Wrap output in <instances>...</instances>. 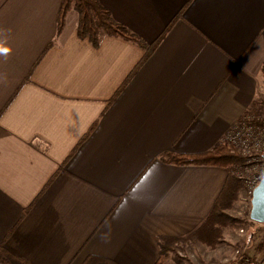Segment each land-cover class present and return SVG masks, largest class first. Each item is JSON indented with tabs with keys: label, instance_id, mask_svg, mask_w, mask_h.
Instances as JSON below:
<instances>
[{
	"label": "crops",
	"instance_id": "1",
	"mask_svg": "<svg viewBox=\"0 0 264 264\" xmlns=\"http://www.w3.org/2000/svg\"><path fill=\"white\" fill-rule=\"evenodd\" d=\"M154 43L78 36L61 0H0V243L24 264H156L228 169L162 161L222 141L264 82V0H100ZM264 255V246L262 249Z\"/></svg>",
	"mask_w": 264,
	"mask_h": 264
},
{
	"label": "trees",
	"instance_id": "2",
	"mask_svg": "<svg viewBox=\"0 0 264 264\" xmlns=\"http://www.w3.org/2000/svg\"><path fill=\"white\" fill-rule=\"evenodd\" d=\"M71 8H75L79 14L77 33L80 38H88L92 45L98 46L101 39L106 36L122 37L135 42L145 49L143 60L153 52L165 33L175 22L174 18L160 37L154 43L148 45L141 36L116 21L110 10L100 0H61L57 18L58 33L63 29L67 13ZM261 72L264 77V64L261 67ZM262 109H264V97L255 99L254 103L245 111V114L254 113L257 116ZM253 122L260 125L264 124L263 121H259L256 117L253 118ZM161 159L166 163L176 165L196 164L225 167L228 169V176L211 210L191 230L177 236L160 237V255L156 264H165L170 253L181 243L199 241L211 248L217 246L223 236V227L233 220L226 211L233 207L243 186L241 177L235 172L234 166L242 162L244 157L240 153L232 151L223 141L216 143L211 149L203 152L176 153L166 151ZM248 224V226H253L258 224V222L251 219ZM1 259H7L12 264H23L19 257L0 243ZM81 264L119 263L105 257L89 255Z\"/></svg>",
	"mask_w": 264,
	"mask_h": 264
},
{
	"label": "rangeland",
	"instance_id": "3",
	"mask_svg": "<svg viewBox=\"0 0 264 264\" xmlns=\"http://www.w3.org/2000/svg\"><path fill=\"white\" fill-rule=\"evenodd\" d=\"M261 97H264V82L260 86L256 99ZM244 114L245 112L242 116ZM250 114L254 115L253 118L256 117L264 123V109L260 110L258 117L254 113ZM249 155V153H245L243 161L234 166L235 172L246 179L257 173L261 167L254 164L255 162ZM241 180L243 186L239 191V197L233 207L226 211L233 220L223 227V236L219 244L211 248L199 241L181 243L170 253L165 264H232L233 257L237 258L239 255L264 256L262 255L264 224L248 226L251 220L249 213L252 194L249 193L244 179L241 178ZM0 264L12 263L7 259H1Z\"/></svg>",
	"mask_w": 264,
	"mask_h": 264
},
{
	"label": "built area",
	"instance_id": "4",
	"mask_svg": "<svg viewBox=\"0 0 264 264\" xmlns=\"http://www.w3.org/2000/svg\"><path fill=\"white\" fill-rule=\"evenodd\" d=\"M254 115L244 114L235 121L226 131L222 141L228 145L232 151H236L241 155L249 153L250 157L260 165V169L249 178H244L249 188V193L252 194L256 185L264 176V125L253 122ZM242 167H244L242 165ZM245 185V184H244ZM237 253L239 251L237 250ZM232 264H264V256H241L233 257Z\"/></svg>",
	"mask_w": 264,
	"mask_h": 264
},
{
	"label": "water",
	"instance_id": "5",
	"mask_svg": "<svg viewBox=\"0 0 264 264\" xmlns=\"http://www.w3.org/2000/svg\"><path fill=\"white\" fill-rule=\"evenodd\" d=\"M249 217L264 224V176L253 190Z\"/></svg>",
	"mask_w": 264,
	"mask_h": 264
},
{
	"label": "clouds",
	"instance_id": "6",
	"mask_svg": "<svg viewBox=\"0 0 264 264\" xmlns=\"http://www.w3.org/2000/svg\"><path fill=\"white\" fill-rule=\"evenodd\" d=\"M0 50H3L2 52H4V53H7L9 51L8 48H3V47H0Z\"/></svg>",
	"mask_w": 264,
	"mask_h": 264
},
{
	"label": "snow or ice",
	"instance_id": "7",
	"mask_svg": "<svg viewBox=\"0 0 264 264\" xmlns=\"http://www.w3.org/2000/svg\"><path fill=\"white\" fill-rule=\"evenodd\" d=\"M3 50H0V52H2Z\"/></svg>",
	"mask_w": 264,
	"mask_h": 264
}]
</instances>
